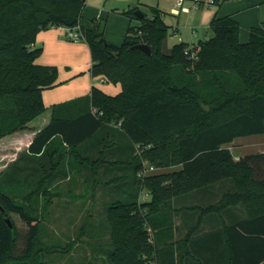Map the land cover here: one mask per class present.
Listing matches in <instances>:
<instances>
[{"label":"trees","instance_id":"obj_1","mask_svg":"<svg viewBox=\"0 0 264 264\" xmlns=\"http://www.w3.org/2000/svg\"><path fill=\"white\" fill-rule=\"evenodd\" d=\"M87 1L0 0V141L30 130L45 112L44 92L59 86L57 67L37 63L42 31L80 27L92 75L122 88L110 96L93 87L88 97L54 106L49 124L0 176V264H36L42 252H67L43 242L49 206L62 197L93 199L100 189L112 264H147L142 256L152 251L158 264H264V153L236 160L226 147L264 134V16L246 44L238 22L216 15L213 37L165 52L171 27L159 9L142 18L138 8L122 11L131 24L116 46L106 41L103 20L82 26ZM227 1L200 0V8ZM142 44L151 55L133 50ZM144 160L181 170L140 179ZM65 184H82L84 193L63 192ZM142 190L151 200L140 201ZM199 193L210 203L187 209L197 221L184 245L148 246L147 228L175 227L170 218L179 211L167 208ZM229 211L240 214L204 230ZM132 240L137 247L127 246Z\"/></svg>","mask_w":264,"mask_h":264},{"label":"rangeland","instance_id":"obj_2","mask_svg":"<svg viewBox=\"0 0 264 264\" xmlns=\"http://www.w3.org/2000/svg\"><path fill=\"white\" fill-rule=\"evenodd\" d=\"M90 2L87 4L98 9H102L103 7L109 11V13L123 11L125 9L138 8L140 12L143 14L150 15L152 12V8L155 9H164V11H168L169 14L167 16V23L171 25L176 32L174 33L173 29L170 30L168 39L165 43L164 51L169 52L171 48L178 43H186L189 46H192L193 43L201 39L203 40V36L200 38L194 37L192 32L193 28L199 26L202 29L205 27L211 28L212 17L209 19V12L211 5H206L202 9H194L192 14L189 16L182 15L180 18L176 16H171L170 11L173 8V0H163L160 2L158 0H89ZM207 3L211 2V0H205ZM87 5V7H88ZM189 5V3H187ZM89 9H91L89 7ZM174 14L179 13V9H173ZM96 14V12L94 13ZM172 14V13H171ZM92 20V17H84ZM209 19V20H208ZM103 21L106 22L108 26V18L107 16L103 17ZM201 21L203 23H201ZM134 25L138 24V20L133 21ZM200 28V31L202 30ZM200 34V33H199ZM213 37V31L211 32ZM65 41L72 45L77 42H73L67 38ZM85 44V41H83ZM86 45V44H85ZM44 48V45H40L39 48ZM44 51L42 55L39 57H43ZM38 59V60H39ZM58 69V80L59 82H64L66 77V72L68 69L66 67ZM98 78V79H97ZM96 80H101L103 77H97ZM79 79V78H78ZM72 82V81H71ZM69 83V82H68ZM67 84L62 85L59 89H63L62 87ZM101 85L108 92L117 94L119 92L120 85L112 84L111 82L105 79V82L101 81ZM73 94V93H71ZM71 95L64 90L61 92V96L55 100H63L70 98ZM67 102V101H65ZM62 102V103H65ZM59 103V104H62ZM54 104L52 101L45 102V112L42 117L38 121H44L46 117L50 116L51 107ZM233 152L238 151L243 155H251L256 153H264V134L257 136H250L239 138L235 143L228 145ZM3 152L0 148V155ZM7 153H15V152H7ZM11 155V154H10ZM2 158V157H0ZM11 158V157H10ZM9 159L6 158L5 164ZM1 164V165H3ZM2 167V166H1ZM176 168V167H175ZM153 169V170H152ZM173 168L169 169H160L156 168L150 162L144 160L143 170L139 175L141 178H147L152 175L160 174L162 171H168L164 173H172ZM4 168H1L3 171ZM73 188V186H69L65 184V188L63 192H66V189ZM74 191L77 195L84 193V186L82 184H78L74 186ZM73 191V190H72ZM142 195L140 197V201H149L151 200V196L147 194L146 190H142ZM101 189L96 192V195L93 199H70L64 198L57 199L53 202L52 205L48 208V214L43 218V232L41 234L43 242L49 247H55V249H68L67 252H42L41 254H37L36 264L40 261H45V264H112L107 255L106 251L112 248V238L110 233V228L104 226V204L107 201V197L105 196ZM175 211V208L172 209L167 208V211ZM179 211V210H178ZM172 213V212H171ZM175 213V212H174ZM175 226L176 219L175 214L172 218H170ZM10 221V220H9ZM127 232L133 235L135 232H131L130 227H126ZM188 231H185L180 227H172L163 228L159 232H154L151 228H147V245L151 247L162 246L165 247H173L176 248L180 245H184ZM133 237V236H132ZM131 246L128 247H137V243L131 241ZM71 245H73L71 247ZM145 263L147 264H158V254L156 251H152L150 254H145L142 256Z\"/></svg>","mask_w":264,"mask_h":264},{"label":"crops","instance_id":"obj_3","mask_svg":"<svg viewBox=\"0 0 264 264\" xmlns=\"http://www.w3.org/2000/svg\"><path fill=\"white\" fill-rule=\"evenodd\" d=\"M138 1H143V0H138ZM158 1L163 2V0H158ZM87 2L89 3L90 1L88 0ZM173 2H174L173 8L170 11L171 16H176L180 18L182 15L189 16L192 14L194 9H192V11L188 14L185 13L174 14L172 12L173 9L176 8L179 9L178 4H180L181 2L184 3V5L191 7L192 5L191 1L173 0ZM187 3H189V5H187ZM87 5L83 12L82 26L91 29L94 26V24L92 23L93 20L100 21L103 20L104 16H107L108 26L106 24V28L104 32L105 39L107 42L111 44H114L116 46H121L125 40L131 21L125 16L120 14L122 11H117V12L113 11L112 13H109V11L106 10L105 7H103L102 9H98L90 5H88L87 7ZM89 7L91 9H89ZM197 9H202V8L199 7ZM160 11L164 14V20L166 24L170 26L171 30L173 29L175 33L177 28L175 30L171 25L167 23V16L169 15L167 13L168 11H164V9H161ZM95 12L96 14H94ZM208 12L210 13L209 19L212 17V20L216 15L218 17L231 16L240 25L241 43L246 44L250 39L251 29L255 27H259L261 25V21L264 16V0H231L224 2L219 6L217 4L211 5ZM84 17H92L91 18L92 20L88 22L89 19ZM201 23L203 22L201 21ZM200 28L199 26L193 28L192 34L194 37L197 38L203 36L202 37L203 40L199 39L196 42V44L193 43L192 45H197L200 41H205L212 37L211 28L209 27L208 28L205 27L203 29L201 28L202 29L201 31ZM262 28L264 29V25L262 26ZM65 38H67L65 35V28H61V27L52 28L47 31H42L37 37L36 48H39L41 44L44 45L45 48L43 50L44 51L43 57L37 60V63L42 66L60 67L61 69L66 67L68 71L66 72V77L64 82H61L63 80H61L60 82L58 80L59 83L58 87L50 90H46L44 92L43 95L44 102L47 103L48 101H52V103L54 104L51 107L52 109L50 116L46 117L45 120L42 122V121H38L42 117L41 115L33 123L30 124V130L16 133L0 141V148L1 151L3 152L0 155V157H2L0 158V176L8 169L10 165H12L20 157L21 154H23L28 150L35 136L46 125L49 124L52 118V110L54 106L60 105L59 103L65 101L69 102L79 98L88 97L93 87H97L101 89L110 96H115L119 94L122 90L120 86L121 89L119 90V92H117V94H114L104 89L103 86L101 85V81L105 82V78H102L101 80H96L97 77L93 76L92 73L90 72L92 67V57L88 44L85 42L86 44L85 45L83 44L84 42L81 41L76 43L79 45H72L66 42ZM64 84L67 85L63 86L62 87L63 89H59V87H61ZM63 90L69 93L71 97L63 100H55L61 96V92ZM237 140H235L233 143H235ZM226 147L231 150L236 160H238L240 157L245 156L238 151L233 152L228 145ZM7 152H15V153L12 154ZM7 157L9 158L7 159L8 161L5 164H3ZM1 168H4V170L1 171ZM180 170L181 167H176L173 168L171 172L180 171ZM164 172H168V171L165 170L162 171L161 173ZM211 192L217 193L216 190H212ZM208 196H209L208 194L206 197L204 193L203 194L199 193L198 195L185 196L179 198L178 200H174L172 203V208L174 207L175 209L179 210L177 214L175 213V219L177 224V226L175 227H180V229L183 228L185 231H188L192 225H195L197 221V215H195L193 212L188 211L187 209L190 207L204 206L205 204L210 203L209 200L210 198ZM234 214H240V213L238 211H229L227 213V220L219 216L216 218H210L206 223H204L202 227H204L205 231H209L210 228L212 227H221L224 221L226 222L234 221L235 220Z\"/></svg>","mask_w":264,"mask_h":264},{"label":"built area","instance_id":"obj_4","mask_svg":"<svg viewBox=\"0 0 264 264\" xmlns=\"http://www.w3.org/2000/svg\"><path fill=\"white\" fill-rule=\"evenodd\" d=\"M211 2H213V0H211ZM191 4H192L191 7L184 5V3H182V2L180 4H178L179 13L188 14V13H190L192 11V9L199 8L200 7V0H192L191 1ZM65 35H66V37L69 40H71L73 42H81V41H84L83 34L81 32V28L80 27H76V28H65Z\"/></svg>","mask_w":264,"mask_h":264},{"label":"water","instance_id":"obj_5","mask_svg":"<svg viewBox=\"0 0 264 264\" xmlns=\"http://www.w3.org/2000/svg\"><path fill=\"white\" fill-rule=\"evenodd\" d=\"M140 13L141 12L137 13L136 16L139 17V18H142L143 15H142V13L141 14ZM105 44H106V42H105ZM135 49L136 50H139V51H141V52H143V53H145L147 55H151L152 54V51H151L150 47L147 46V45H145V44H142V45H138L136 47H133V50H135ZM8 223H10V222L8 221Z\"/></svg>","mask_w":264,"mask_h":264}]
</instances>
